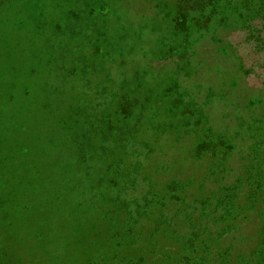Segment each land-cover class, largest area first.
I'll list each match as a JSON object with an SVG mask.
<instances>
[{
    "label": "rangeland",
    "instance_id": "1",
    "mask_svg": "<svg viewBox=\"0 0 264 264\" xmlns=\"http://www.w3.org/2000/svg\"><path fill=\"white\" fill-rule=\"evenodd\" d=\"M261 172L264 0H0V264L235 259Z\"/></svg>",
    "mask_w": 264,
    "mask_h": 264
},
{
    "label": "trees",
    "instance_id": "2",
    "mask_svg": "<svg viewBox=\"0 0 264 264\" xmlns=\"http://www.w3.org/2000/svg\"><path fill=\"white\" fill-rule=\"evenodd\" d=\"M220 143V142H219ZM219 143L204 141L199 145V150L210 149L212 148L213 153L217 152V147ZM221 143H224L223 141ZM264 172H261L258 176H256L253 183V192L252 196L255 197V200L264 198V179H262ZM236 196L233 197V199ZM131 215L139 216L138 210L132 209L130 212ZM151 214V213H149ZM160 215V214H159ZM196 233V232H195ZM194 234L191 236V240H194ZM189 264H206L204 260L201 262H189ZM218 264H264V226L262 228V236L260 239L254 243V247H251V250L248 251L247 254L243 256H237L235 259H230L229 252L224 251L220 253L219 263Z\"/></svg>",
    "mask_w": 264,
    "mask_h": 264
}]
</instances>
